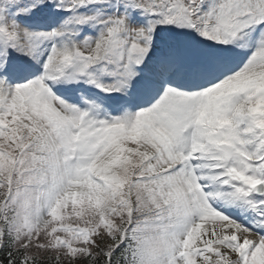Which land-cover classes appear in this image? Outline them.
I'll list each match as a JSON object with an SVG mask.
<instances>
[{
	"label": "snow or ice",
	"instance_id": "6c2138e0",
	"mask_svg": "<svg viewBox=\"0 0 264 264\" xmlns=\"http://www.w3.org/2000/svg\"><path fill=\"white\" fill-rule=\"evenodd\" d=\"M0 264H264V0H0Z\"/></svg>",
	"mask_w": 264,
	"mask_h": 264
}]
</instances>
